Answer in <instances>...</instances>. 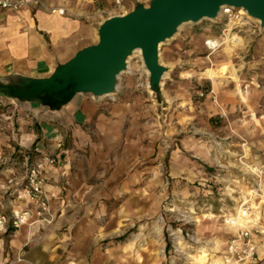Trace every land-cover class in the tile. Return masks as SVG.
<instances>
[{
  "label": "rangeland",
  "instance_id": "rangeland-1",
  "mask_svg": "<svg viewBox=\"0 0 264 264\" xmlns=\"http://www.w3.org/2000/svg\"><path fill=\"white\" fill-rule=\"evenodd\" d=\"M83 8L96 26L95 43L112 2L94 0ZM4 12L0 24L7 23ZM227 23L225 16L186 23L162 43L160 61L168 73L159 90L151 89L135 54L113 94H83L90 101L84 118L73 116L70 103L54 109L0 93V148L6 156L0 201L7 211L28 206L22 196L24 156L39 145L57 158L47 166L45 190L49 197L51 180L60 187L49 199L54 215L68 218L67 264H199L190 255L201 247L210 256L227 257L231 233L223 213L238 210L258 187L244 174L247 164H264V28L256 21L234 27L244 45L229 60L224 45L211 52L205 43L224 38ZM229 61L239 80L214 81L206 74ZM52 113L65 120L58 131L62 142L42 137L45 118L61 121ZM259 188L251 218L258 217L264 229V177ZM181 229L194 241L178 238Z\"/></svg>",
  "mask_w": 264,
  "mask_h": 264
},
{
  "label": "water",
  "instance_id": "water-1",
  "mask_svg": "<svg viewBox=\"0 0 264 264\" xmlns=\"http://www.w3.org/2000/svg\"><path fill=\"white\" fill-rule=\"evenodd\" d=\"M224 6L244 8L264 26V0L138 2L127 13L104 19L98 28V41L58 64L49 76H19L10 84L0 83V93L37 100L54 109L68 104L79 94L111 95L117 89L120 75L128 68V58L137 49H141L150 72L149 86L159 90L168 71L160 61L161 44L174 37L183 24L218 18Z\"/></svg>",
  "mask_w": 264,
  "mask_h": 264
},
{
  "label": "crops",
  "instance_id": "crops-1",
  "mask_svg": "<svg viewBox=\"0 0 264 264\" xmlns=\"http://www.w3.org/2000/svg\"><path fill=\"white\" fill-rule=\"evenodd\" d=\"M46 1L64 6L66 13L52 14L41 8L4 12L7 23L0 24V83L10 84L19 76H49L58 64L69 60L84 46L94 43L96 26L86 20L91 12L83 8L92 6L94 0H77V5H73L74 0ZM82 15H85L82 17L84 19ZM7 26L9 31H2ZM11 41H14V45H11ZM89 102L88 98L79 94L69 102L68 109L73 116L84 118ZM49 116L61 117L53 113ZM60 119L59 125L44 119L49 130H42L43 139L62 142V131L59 134L58 131L65 120ZM47 191L52 200L53 193L57 194L60 187L51 180ZM65 219L68 218L57 214L51 224H44L33 217L19 229H13L8 234L0 233V264H67L69 260L66 256H70L66 249L70 244V234L63 229Z\"/></svg>",
  "mask_w": 264,
  "mask_h": 264
},
{
  "label": "built area",
  "instance_id": "built-area-1",
  "mask_svg": "<svg viewBox=\"0 0 264 264\" xmlns=\"http://www.w3.org/2000/svg\"><path fill=\"white\" fill-rule=\"evenodd\" d=\"M138 2L144 1L112 0V8L108 10V17L125 14ZM28 8H41L52 14L66 13V8L64 6L53 5L46 0H0V10L20 12ZM222 10V16H225L228 19L227 25L230 22L235 23L234 27L245 25V23H243V17L245 14H243L241 8L224 6L222 7ZM227 29L228 28L225 30ZM205 43L206 47L211 52H214L223 46L224 38L208 37ZM244 157L245 154H242L241 159ZM5 159L6 156L0 148V165L5 163ZM24 161L27 172V183L23 188L22 196L27 200L28 206L18 209L12 208L10 211H7L5 204L0 201V233H6L10 229H19L22 225L29 223L33 217L44 224H51L54 221L55 215L50 199L45 190V172L47 166L55 164L57 158L45 154L41 149V146L36 145L31 152L25 154ZM244 174L251 176L254 182L257 183L258 187L251 189V191L254 190V193L258 194V191L260 190V180L264 177V164L259 162L247 164ZM4 189L5 184L0 178V198ZM251 197L242 201L238 210L223 213V220L229 227L231 235L227 240V259L225 262L219 264H233L228 261L229 259L239 264H264V229L260 228L259 224H254V222L251 221L253 209ZM249 219L250 222H247ZM177 235L178 238L182 237L185 239L188 237L194 241L193 236L188 231L184 233L181 229L180 233ZM182 264L194 263L187 261Z\"/></svg>",
  "mask_w": 264,
  "mask_h": 264
},
{
  "label": "bare ground",
  "instance_id": "bare-ground-1",
  "mask_svg": "<svg viewBox=\"0 0 264 264\" xmlns=\"http://www.w3.org/2000/svg\"><path fill=\"white\" fill-rule=\"evenodd\" d=\"M241 10L243 11V14H245L244 17H243V21H244L243 23H245V24H251L253 21H256L257 23L260 24V26L262 28H264V26H262V23H261V20L260 19L255 18V17H252L251 15H249L248 12H247V10H245L244 8H241ZM222 15H223V10L221 9V11L218 14V17H220ZM234 24H235L234 22H230L227 25L228 26V29L226 31V34H225V37H224V43H223V45L225 46V50L227 52V55H228V59L229 60H231V58L233 56L234 48L236 46H238V45H241V46L244 45V39L240 35L232 32V29L234 28ZM2 31H5V32L6 31H9V26L4 27L2 29ZM10 43H11V45H14V41H11ZM135 54H138V56L142 59L143 66H144L146 72L150 75L149 70L145 66L141 49L135 50V52L133 53V55H131L128 58V67H130L131 58L133 56H135ZM219 70L220 71H217L214 67H210L206 71V74H208L209 78L213 79L214 81H216L220 77H228V78H232V79H234L236 81L239 80V77H238V75L236 73V69L233 66V64L230 63V61L228 63H223L222 64V67ZM167 73H165L164 77L167 75ZM254 192H255L254 190L251 191L252 199H253L254 194H255ZM253 206L256 207V208L258 207L257 204H254ZM209 216L210 217H216L213 214L212 215H209ZM251 221H253L254 224H258V222H259L258 221V217L251 219ZM247 222H250V219ZM137 239H138V236H135L134 237V240L131 243V246H133V244L135 243V240H137ZM183 244L184 243L182 241H178L179 247H183ZM144 249H147V247H144ZM161 252H163V250H161ZM137 255H138L137 256V259H138L137 261L138 262H143V260H144L143 255L141 253H138ZM190 256L191 257L192 256L195 257L196 258V262L199 263V264H210V262H211V264L212 263L213 264H216V263L219 264V263L225 262L226 259H227L226 257H221V256H219V257H216L215 255H211L210 256V253L207 252V249L205 247H201L199 249V254L190 255ZM228 261L231 262V263H233V264H239V263L233 262L231 259H229ZM243 264H246V263H243Z\"/></svg>",
  "mask_w": 264,
  "mask_h": 264
},
{
  "label": "trees",
  "instance_id": "trees-1",
  "mask_svg": "<svg viewBox=\"0 0 264 264\" xmlns=\"http://www.w3.org/2000/svg\"><path fill=\"white\" fill-rule=\"evenodd\" d=\"M57 104L56 103H54V106H56Z\"/></svg>",
  "mask_w": 264,
  "mask_h": 264
}]
</instances>
